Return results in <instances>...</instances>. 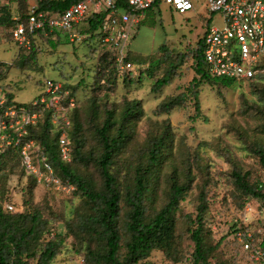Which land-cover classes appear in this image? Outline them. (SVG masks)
<instances>
[{
    "label": "rangeland",
    "instance_id": "374dc122",
    "mask_svg": "<svg viewBox=\"0 0 264 264\" xmlns=\"http://www.w3.org/2000/svg\"><path fill=\"white\" fill-rule=\"evenodd\" d=\"M31 4H38V0L0 1V7L6 6L13 17L25 14ZM208 17L202 0L196 2L194 11L184 14L165 4L147 10L130 45L136 69L119 78L111 76L109 83L97 75L98 53L91 55L97 49V41L73 43L63 34L56 43L38 42L41 50L36 62L25 67L15 63L0 75V84L12 91L17 104H28L35 99L46 79L61 81L74 90L77 105L69 136L72 158L63 163L84 176L96 190L104 186L97 164L102 152L97 129L112 112L115 124L110 134L116 135L125 110L138 103L136 113L125 123L127 136L119 145L112 165L122 194L121 225L130 208L125 198L135 186V169L146 167L152 140L167 130L165 151L144 204L147 215L153 217L168 199L172 177L182 181L188 174L193 177L192 187L175 213V245L184 256L178 255L180 261L176 262L161 250H153L143 264H192L195 246L188 232L187 214L192 218L197 216L199 197L206 186L210 191L204 233L207 245L211 246L209 261L253 264L249 254L238 248L235 237L243 211L240 204L245 206L252 200L241 194L233 174L247 172L252 183L264 180L262 165L254 153L255 147L264 148L261 91L264 79L235 81L229 87L204 82L193 86L196 73L192 49L205 32ZM217 24H221V19ZM11 28L7 24L0 27V62L3 63L15 62L18 56ZM161 46L168 49V55ZM184 53L187 55L181 58L179 55ZM168 69L174 70L170 83L156 87V81ZM38 134L33 133L32 138L39 143ZM77 150L88 160L77 158ZM11 151L7 148L2 157L0 206L13 204V214L38 210L46 223L42 241L46 242L53 234L64 238V246L51 264H76L85 255L86 246L97 250L100 240H96L93 230L82 228V220L100 217L103 208L78 193L76 185L64 178L60 169L61 185L37 181L26 173L18 154Z\"/></svg>",
    "mask_w": 264,
    "mask_h": 264
},
{
    "label": "trees",
    "instance_id": "16d2710c",
    "mask_svg": "<svg viewBox=\"0 0 264 264\" xmlns=\"http://www.w3.org/2000/svg\"><path fill=\"white\" fill-rule=\"evenodd\" d=\"M78 1L38 0V5L40 9L58 13L65 11ZM160 5L155 4L147 10H152L154 7H159ZM169 8L173 10L171 7ZM147 10L140 13V24L145 18ZM26 13L20 15L22 20L25 19ZM101 18L102 16L97 21L90 19L89 28H83V32H95L99 28ZM209 21L206 26L209 25ZM16 23L17 21L6 6L0 7V27L6 24L14 27ZM204 35L201 36L192 49L196 73L192 81L194 82L193 86H198L200 82L209 85L220 84L227 87L233 85L236 83L233 79L214 77L209 74L204 58ZM88 39L91 40V38ZM59 40H55L50 36L45 37L39 32L36 38H34L31 49L18 48V56L15 58V62H0V75L8 72L12 66H15V63L17 66L25 67L31 65L30 62H36L37 53L41 50L38 46L39 41L50 42L52 44L59 42ZM161 48L168 55V49L165 46H161ZM95 53H98L97 49L91 51V55L94 56ZM186 55L184 53L179 56L184 58ZM131 56L130 51L128 59L134 62L133 60L136 58H132ZM96 66L98 67L97 75L101 77V81L106 82L108 80L109 83L111 76L119 78L113 60L108 56V52L99 55ZM173 73V69H168L163 77L156 81V87L170 83ZM261 91L264 93V89ZM73 93L75 94L74 90ZM8 94L9 103H13L15 97H13L12 91H8ZM137 106L138 103L134 102L125 110L116 135L112 136L110 134V130L115 124L112 112L108 113L103 125L97 129L102 145V152L97 163L101 176L104 179V186L101 190L92 188L84 176L75 173L69 165L64 164L60 160L57 151V138L51 133L48 125L33 128L31 131V135L39 132L37 135L39 143L45 148L48 153L47 156L55 165L57 171L60 169L64 178L76 185L78 193L83 194L87 200L103 208L100 217L92 216L82 220V228L84 230H93L94 234L97 235L96 240H100L97 250L92 246H86V251L84 250L85 255L81 256L84 258L85 264H143V261L150 257L153 250H161L167 257L176 259V262L180 261L179 256H184L182 249L180 251L179 246L175 245L177 241V218L175 213L191 189L194 181L193 177L188 174L183 181L178 177H172L168 199L153 217L147 215V207L144 204L145 195L150 191L151 181L158 171L157 167L160 165L165 151V141L168 136L167 130L152 140L146 167H136L135 186L128 190L125 198L130 208L123 225L119 223L122 194L112 165L119 145L127 136L125 123L136 113ZM196 110H200L198 103L196 104ZM72 119L74 125L75 120L73 116ZM11 150H13L11 153L14 152L15 155V150L13 148ZM76 152L77 158L80 157L83 161L88 160L78 150ZM254 153L259 158L264 172V148L257 146L254 148ZM4 154V152H0V169L4 163L2 160ZM233 176L236 186L243 196H246L248 200L260 199L262 204H264V187H260L263 180L252 183L249 173H241L240 171H236ZM31 188H33V184ZM209 191L207 186L201 191L199 205L197 206V216L192 218L191 214H187L188 232L195 246L191 254L192 264H211L209 261L211 246L207 245L204 233V214L208 210ZM240 207L243 210L244 206L242 204H240ZM45 226L46 223L38 210L29 213L21 212L13 214V211L0 206V264H51L61 252L64 246V238L60 234H53L49 240L43 242L42 239L46 230ZM237 245L241 252L247 253L241 245Z\"/></svg>",
    "mask_w": 264,
    "mask_h": 264
},
{
    "label": "built area",
    "instance_id": "2783aa9c",
    "mask_svg": "<svg viewBox=\"0 0 264 264\" xmlns=\"http://www.w3.org/2000/svg\"><path fill=\"white\" fill-rule=\"evenodd\" d=\"M3 2V0H0ZM208 13L205 28L204 58L214 77L236 82L264 79V0H202ZM198 0H79L63 12L40 9L31 4L24 20L17 21L11 33L18 48L31 49L41 32L45 37L60 39V34L73 43L88 38L97 41L98 57L108 52L119 76L136 68L128 59L130 45L140 25V13L155 4H165L184 14L196 9ZM99 28L84 33L90 19ZM210 18V19H209ZM221 19V24L217 20ZM8 90L0 84V152L13 148L28 175L49 185L62 184V177L50 161L44 147L32 138L39 126L50 127L57 138V151L62 162L72 158L70 130L77 96L65 83L46 79L41 92L28 104L9 103ZM264 187V180L260 184ZM9 211L14 205L6 203ZM235 237L254 264H264V204L253 199L243 207ZM76 264H85L79 257Z\"/></svg>",
    "mask_w": 264,
    "mask_h": 264
}]
</instances>
